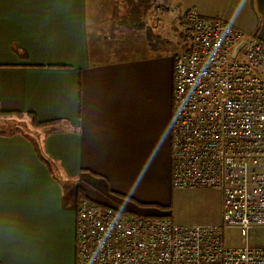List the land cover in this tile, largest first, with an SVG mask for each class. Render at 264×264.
I'll use <instances>...</instances> for the list:
<instances>
[{
	"label": "crops",
	"instance_id": "0c3cea01",
	"mask_svg": "<svg viewBox=\"0 0 264 264\" xmlns=\"http://www.w3.org/2000/svg\"><path fill=\"white\" fill-rule=\"evenodd\" d=\"M146 1L132 21L117 0H0V264H75L76 192L176 222L173 63L190 44L185 13L264 37V0Z\"/></svg>",
	"mask_w": 264,
	"mask_h": 264
},
{
	"label": "built area",
	"instance_id": "2783aa9c",
	"mask_svg": "<svg viewBox=\"0 0 264 264\" xmlns=\"http://www.w3.org/2000/svg\"><path fill=\"white\" fill-rule=\"evenodd\" d=\"M187 50L173 63L171 185L220 193V221L179 224L82 197L75 264H264L248 231L264 227V37L185 13ZM225 229L242 245L226 246Z\"/></svg>",
	"mask_w": 264,
	"mask_h": 264
},
{
	"label": "rangeland",
	"instance_id": "374dc122",
	"mask_svg": "<svg viewBox=\"0 0 264 264\" xmlns=\"http://www.w3.org/2000/svg\"><path fill=\"white\" fill-rule=\"evenodd\" d=\"M146 0H117L116 14L120 18L138 21L134 14L145 7ZM140 7H142L140 9ZM219 191L211 187L175 188L174 200L170 207L173 219L179 224L217 223L219 222ZM138 214V213H136ZM142 215V214H138ZM249 245L264 246V227L252 228L247 234ZM223 240L226 246L242 245V237L236 229H225Z\"/></svg>",
	"mask_w": 264,
	"mask_h": 264
},
{
	"label": "trees",
	"instance_id": "16d2710c",
	"mask_svg": "<svg viewBox=\"0 0 264 264\" xmlns=\"http://www.w3.org/2000/svg\"><path fill=\"white\" fill-rule=\"evenodd\" d=\"M33 123H34L35 125L39 124V123H36V122H33ZM75 196H76V198H77V201H78L80 198L84 197L83 195H81V193H78V192H76Z\"/></svg>",
	"mask_w": 264,
	"mask_h": 264
}]
</instances>
